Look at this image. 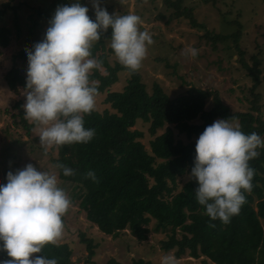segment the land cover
<instances>
[{
  "label": "trees",
  "instance_id": "obj_1",
  "mask_svg": "<svg viewBox=\"0 0 264 264\" xmlns=\"http://www.w3.org/2000/svg\"><path fill=\"white\" fill-rule=\"evenodd\" d=\"M183 1L165 0L174 9L170 15L172 18L185 16L193 27L204 29L201 36H205L215 50L220 43L234 40L240 68L252 80L250 108H232L219 88L202 87L186 79L184 82L189 87L176 96H171L157 81L149 91L140 67L132 72L118 62L112 65L108 61V56L113 54L107 45L111 34L109 28L90 48L91 57H96L107 73L103 74L100 67L94 68L89 81L96 87V95L107 92L104 100L113 111L95 109L83 114V126L93 129L94 135L87 143L54 146L58 150V156L53 159L56 173L61 180L72 182L79 188L82 192L80 207L87 220L106 235L119 237L122 231L129 229L139 241H144L151 231L169 229L168 237L161 240L164 251L176 249V254L181 256L189 250L194 258L204 256V262L208 264H264V147L259 148L258 156L248 162L254 169L251 190L243 193L245 200L238 214L232 215L227 223L210 220L205 214L203 206L195 199L197 184L194 179L178 189V178L190 172L193 166L198 135L214 120L229 119L239 125L243 133L256 132L264 139V119L258 105L261 95L256 91L263 81L262 60L256 54L252 64L247 61L239 43L243 36L242 23L236 22L238 27L233 32H215L197 20L193 8L183 6ZM3 7L9 5L3 4ZM11 8L17 10V6ZM4 12L0 9V17ZM33 22L37 27L38 21ZM17 27L20 35L18 20ZM9 32L7 27H0V47L10 44ZM31 34L32 31L25 46L14 56L21 64L15 62L3 75L5 85L14 91L25 86L27 58L24 53L32 47ZM99 50L103 52L96 56ZM120 71L129 73L126 85L122 90H110L118 81ZM14 106L20 109L21 119L17 126L32 135L35 128L24 118L22 101H17ZM139 119L150 122L148 130L153 138L149 141V148L142 141L144 132L134 128ZM160 130L163 131L159 133ZM60 164L73 169V173L63 175L58 167ZM88 170L95 173V181L85 175ZM153 220L156 224L151 229L149 225ZM178 230L183 231L181 237ZM81 241L87 246L88 262H94L98 244L84 232ZM72 253L69 242L57 241L44 244L41 253L34 255L55 258L57 264H71ZM0 255L7 257L4 251H0ZM104 264L124 263L111 257ZM131 264L153 262L139 258Z\"/></svg>",
  "mask_w": 264,
  "mask_h": 264
},
{
  "label": "clouds",
  "instance_id": "obj_2",
  "mask_svg": "<svg viewBox=\"0 0 264 264\" xmlns=\"http://www.w3.org/2000/svg\"><path fill=\"white\" fill-rule=\"evenodd\" d=\"M94 19L80 0L56 7L43 38L25 50L27 58L22 95L24 118L34 125L45 153L52 146L87 143L94 130L83 126V114L95 110L97 89L89 81L100 61L90 55L92 44L111 29L109 46L119 64L136 71L146 56L151 36L138 28L140 18L117 15L91 0ZM189 46L185 54L195 57ZM264 139L256 132L243 133L229 119H216L206 125L195 142V156L189 180L194 179L195 199L210 220L227 223L238 214L250 191L254 169L249 160L258 156ZM63 175L73 169L60 164ZM85 175L96 180L95 173ZM70 199L58 186L55 173L42 171L32 163L6 173L0 184V251L9 259L0 264H57L41 253L46 243L55 244L62 235V216ZM160 264H177L171 254L160 257Z\"/></svg>",
  "mask_w": 264,
  "mask_h": 264
},
{
  "label": "rangeland",
  "instance_id": "obj_3",
  "mask_svg": "<svg viewBox=\"0 0 264 264\" xmlns=\"http://www.w3.org/2000/svg\"><path fill=\"white\" fill-rule=\"evenodd\" d=\"M70 2L71 0H0V9L5 10L0 17V27L5 26L9 29L11 39L7 47H0V184L6 182L8 171L22 168L26 163H32L34 167L42 171L57 175V167L53 159L58 156V150L52 146L45 153L39 144L36 129L32 135H28L22 126H17L21 116L18 114L20 109L14 105L19 100L23 105L24 88L19 86V91L9 89L4 83L3 75L15 62L18 65L21 64L20 60H15L14 56L25 46L31 31L33 45L43 38L48 21L56 7ZM80 2L88 7L89 17L94 18L91 0H80ZM3 4H8L9 7L4 8ZM101 4L109 14L137 15L140 18L138 28L151 36L152 43L147 45L146 56L140 66V72L149 91H152L154 82L157 81L171 96H176L189 87L184 82L186 79L202 87L219 88L226 103L232 108L242 110L250 108L249 90L252 80L240 68L237 58L238 49L234 40L228 39L220 43L218 49H213L205 36H201L204 34V29L193 27L190 19L185 16L181 18L170 16L174 9L166 4L165 0H101ZM11 6H17V10L15 11ZM183 6L192 7L196 19L215 32L230 33L237 29L236 22L242 23L243 36L239 43L245 51L247 61L252 64L253 56L256 54L262 60L260 68L263 81L256 91L261 95L258 105L264 119V0H218L216 4L206 3L203 0H184ZM17 20L21 29L20 35ZM34 20L39 23L37 27L33 25ZM107 45L109 47V41ZM189 46L198 50L195 57L185 54ZM102 52L99 50L96 56ZM108 61L112 65L117 62L114 54L108 56ZM100 70L103 74L107 73L102 66ZM118 77V81L110 87V90H122L127 83L129 73L120 71ZM106 93L95 96V109L113 111L110 104L104 100ZM12 114L16 116L13 117ZM149 125L150 122L139 119L134 126L144 132L142 141L147 148H149V141L153 138L148 130ZM162 131L160 130L159 133ZM188 173L178 178V189H181L189 180ZM58 186L70 199V206L63 214V231L58 242H69L73 247L71 264H93L94 262L104 264L111 257L124 264H131L134 259L139 258L151 260L153 264H160V257L165 254L173 255L177 264H208L204 262V256L194 258L189 250L181 256L176 254V249L162 250L161 240L168 237L169 229L161 232L151 231L148 239L144 241H139L129 229L122 231L119 237L106 235L97 225L87 220L85 211L80 207L82 192L79 188L72 182L63 181L60 178H58ZM155 224L153 220L149 225L150 228L153 229ZM82 232L98 244L93 257L94 262L87 260L88 249L81 241ZM177 234L181 237L183 231L178 230ZM4 259L9 258L0 255V260Z\"/></svg>",
  "mask_w": 264,
  "mask_h": 264
}]
</instances>
